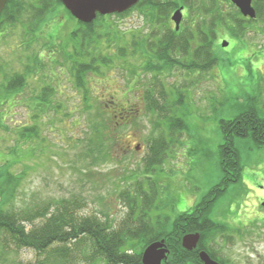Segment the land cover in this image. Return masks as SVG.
Returning a JSON list of instances; mask_svg holds the SVG:
<instances>
[{
    "label": "rangeland",
    "instance_id": "374dc122",
    "mask_svg": "<svg viewBox=\"0 0 264 264\" xmlns=\"http://www.w3.org/2000/svg\"><path fill=\"white\" fill-rule=\"evenodd\" d=\"M196 1L203 6L210 2ZM222 3L224 14L234 12L228 1ZM31 4L39 7L36 2ZM178 9L168 12L167 25L175 30L172 16ZM189 12L185 8L179 33L188 32L194 24L195 32L198 25L204 28L210 24V17L204 18L206 25L200 24L201 18L188 17ZM66 17L61 6L49 12L42 22L26 10L18 24L8 28L3 36L0 33V190H4L3 179L10 171L11 181L19 187L17 197L10 198L15 211L45 206L55 211L58 203L69 202L75 204L74 212L80 217L97 215L104 219L107 215L117 228L129 211L120 192L128 188L133 191L136 179L146 177L143 173L148 142L160 133L144 101L146 87L150 79L153 81L151 75L144 73L150 66L162 73L156 74L160 81L158 90L167 92L168 101L175 100L177 89H182L185 96V115L177 113L184 116L187 131L171 137L167 132L169 150L161 155L162 164L155 167L153 176L159 186L155 204L158 209L154 213L170 216L173 222L200 202L223 177L221 121L233 119L252 100L264 116V19L246 24L247 32L238 39L218 24L213 41L217 63L211 72L193 73L180 66L163 73L156 55H145L146 48L139 46L153 29L163 32L168 27L160 17L150 20L140 10H132L114 18L112 23L122 30L121 43L108 44L105 39L97 46L94 59L106 58L109 66L102 67L100 73L88 74L92 104L88 110L76 85L73 64L67 59L75 54L69 37L78 24ZM225 41L229 43L226 48L222 46ZM134 42L144 52L141 56L132 55ZM28 56L29 60L35 57L30 76L25 74ZM175 59L185 61L176 56ZM16 73L24 77L25 89L7 93L5 78ZM46 85L54 92L49 94L47 110L43 107L44 113H40L38 96ZM131 104H136L140 113L124 123L121 110ZM34 116L39 118L33 119ZM88 119L103 125L100 133H104L99 138L89 129ZM109 125L117 127L112 131ZM24 128H36L37 132L28 136L37 137L23 142L20 134ZM91 138L97 141L91 146L100 142L105 145L101 153L97 148L90 149ZM235 146L243 166L242 181L220 197L210 214L211 219L227 225L230 237L223 239L218 235L206 249L225 264H264V147L258 148L245 138L236 139ZM20 175L23 179L17 178ZM147 187L144 185L145 190ZM10 248L7 261L0 259V264H37L45 259L33 250L15 252L13 246ZM69 248L70 262L104 264L101 260L91 261L87 243L78 249L74 245ZM50 261L70 264L57 258Z\"/></svg>",
    "mask_w": 264,
    "mask_h": 264
},
{
    "label": "trees",
    "instance_id": "16d2710c",
    "mask_svg": "<svg viewBox=\"0 0 264 264\" xmlns=\"http://www.w3.org/2000/svg\"><path fill=\"white\" fill-rule=\"evenodd\" d=\"M165 1L141 0L132 10H140L143 16L150 20L160 17L158 19L167 25L168 12L176 7L184 6L191 11L188 13V17L201 18L198 23L206 25L204 21L206 17H210L211 22L204 28L198 25L196 32L193 30L196 26L194 24L193 29L190 28L188 32L184 31L183 33H179L167 25L168 27H165L163 32H159L155 28L149 37L142 38L139 46L146 48L145 55H156V58L162 62L163 73L180 66L183 69L188 68L193 73L198 71L211 72L217 63L213 41L217 36L218 24L220 28L225 27L233 37L238 39L247 32L246 24L251 25L264 19V0H255L254 5L257 11V19L255 20L244 18L240 11L232 5L231 0H210L207 6L198 4L196 0H191L192 2L190 0H167L166 3ZM223 1L229 2L234 10L233 13L224 14ZM31 2H36L39 7L34 8ZM25 4L27 5L26 9ZM60 6L63 7L61 0H10L0 14V31L8 26L12 27L18 24L20 21L18 18L26 10L32 13L34 17L37 16V19L42 22L49 12L57 10ZM64 10L68 15L66 20L76 21L65 8ZM132 10L121 15L98 16L91 24L76 21L78 29L70 33L69 43L73 45L75 54L74 56L68 55L67 59L73 64L76 85L78 90L82 92L83 102L88 110L92 109L88 74L100 73L102 67L109 66L108 59H94L93 55L99 49L97 46L101 45L105 39H107L108 44L112 41L121 43L122 30L112 22H114V18L128 15ZM139 46H136L134 42L132 54L134 57L137 56V53L140 56L144 54L139 50ZM121 55L119 52V56ZM175 56L184 58L185 61L180 63L175 59ZM32 60L34 62L35 57ZM149 68L145 69L144 73L151 75L153 81L150 79L151 83L146 87L144 101L148 112L155 117L153 125L160 133L158 136H153L148 142L149 151L145 158L143 173L146 177L136 179L134 191L128 188L120 192V198L129 208L124 220L115 228L107 215H104V219L97 215L80 217L78 212H74L75 204L69 202L58 203L57 205L60 206L55 211H52L49 206H45L17 212L13 208L10 198L17 197L19 187L11 181L13 176L8 171L3 179L4 190H0V259L7 261L8 255H10V247L13 246L15 252L29 249L33 250L38 257L44 256L45 259L37 262V264H50L51 258H57L61 263L75 264L70 262L72 255L69 246L74 245V249H78L87 243L90 247L93 263L95 260H101L104 264H143L142 253L147 246L165 240L170 251L166 264H203L196 251H187L182 246L184 236L199 233V249L205 250L213 260H217L209 249H205L206 245L209 242H215L218 235L223 239L230 236L227 232V225L211 219L210 214L220 197L233 184L242 181L243 166L240 163L235 140L238 138L251 139L258 148L264 147V116L260 114L252 100L233 119L221 121L220 130L224 143L220 149V164L223 177L199 203L187 212L179 214L172 222L170 216L154 213L158 209L155 204L159 196V186L153 176L156 171L155 167L162 164L161 155L164 156L169 150L168 138L174 134L180 136L187 131L188 126L183 116L186 109L185 96L181 92L182 89H177L174 93L175 100L168 101L167 92L158 90L160 81L156 79V74L160 76L162 73L158 69L150 66ZM5 81H9L5 88L7 93L13 90L20 91L21 87L24 86V77L15 76L10 79L6 77ZM53 92L54 90L49 88L43 89L41 98H39L40 104H37L42 107L40 113H44L43 107L47 108L50 105L48 98L50 97L49 94ZM44 103H47V106ZM135 105L131 104L121 110L120 119L123 122L126 120L124 117L125 110L128 107L135 108ZM57 107H59L58 104ZM179 111L183 115H178L177 112ZM104 115L106 117L105 112ZM66 116L70 115L66 114ZM37 118L39 116L34 119ZM88 123L89 129L98 138L104 133H100L104 129L101 128L103 125L100 122L88 119ZM119 124L121 123H117V125ZM109 127L112 131L115 128L112 125ZM33 131L37 132V129L24 128L20 134L21 140L26 142L36 138L37 135L28 136V133ZM167 132L170 134L168 138ZM95 142H97L96 138H91L90 144H88L90 149L97 148L98 153H101L103 151L101 147L105 145L100 142L98 146H91L95 145ZM17 178L23 179V176L20 175ZM144 185L148 186L147 190L144 189ZM220 263L225 264L221 258Z\"/></svg>",
    "mask_w": 264,
    "mask_h": 264
},
{
    "label": "water",
    "instance_id": "95a60500",
    "mask_svg": "<svg viewBox=\"0 0 264 264\" xmlns=\"http://www.w3.org/2000/svg\"><path fill=\"white\" fill-rule=\"evenodd\" d=\"M9 0H0V13L4 10ZM238 8L241 14L250 19H256L257 13L253 6V0H231ZM140 0H61L63 6L71 13L78 21L91 24L97 17L108 16L113 14H123L135 7ZM184 7L178 9L172 16V20L176 24V29L179 30L183 21ZM224 48L229 46L227 41L223 42ZM264 208V200L262 203ZM200 241V234H188L183 237L182 246L187 251L196 249ZM170 251L165 243V240L151 243L142 253L143 264H166ZM200 259L204 264H219L213 260L206 252L200 253Z\"/></svg>",
    "mask_w": 264,
    "mask_h": 264
},
{
    "label": "flooded vegetation",
    "instance_id": "af4514ba",
    "mask_svg": "<svg viewBox=\"0 0 264 264\" xmlns=\"http://www.w3.org/2000/svg\"><path fill=\"white\" fill-rule=\"evenodd\" d=\"M181 27V26H180ZM171 28V27H170ZM175 28H176V26H175ZM177 31V30H176ZM140 112L136 109V108H134V107H128L126 110H125V114H124V117L126 118V120H125V118H124V120H125V122L126 123H129V122H131V120L133 119V117H135V116H137L138 114H139ZM123 116V115H122ZM124 122V123H125ZM199 203V202H198ZM220 223V222H219ZM206 248H208V247H205V249ZM193 251H196L197 252V254H198V256H199V258H200V253L201 252H205V250H200L199 249V245L196 247V249H194ZM217 253H218V255L220 254V251L218 250L217 251ZM201 260V259H200ZM219 264H221L220 263V258L218 257L217 258V260H216ZM202 262V261H201ZM203 263V262H202ZM204 264V263H203Z\"/></svg>",
    "mask_w": 264,
    "mask_h": 264
}]
</instances>
